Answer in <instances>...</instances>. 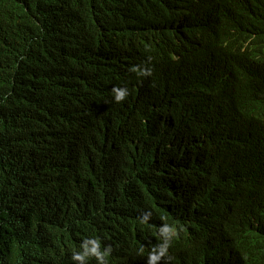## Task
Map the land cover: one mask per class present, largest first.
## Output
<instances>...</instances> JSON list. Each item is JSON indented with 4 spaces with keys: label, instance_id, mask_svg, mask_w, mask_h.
<instances>
[{
    "label": "trees",
    "instance_id": "1",
    "mask_svg": "<svg viewBox=\"0 0 264 264\" xmlns=\"http://www.w3.org/2000/svg\"><path fill=\"white\" fill-rule=\"evenodd\" d=\"M151 1L0 0V264H56L86 237L167 211L201 223L218 261L217 224L234 208L227 230L250 248L264 244V213L246 221L239 212L260 202L264 212V172L252 161L264 146L236 130L243 120L264 127V0H236L210 38L238 75L217 80L220 70L183 64L168 72L197 37L163 42L164 69L129 100L96 103L88 137L89 83L113 68L103 48L130 43L134 6ZM183 80L208 85L162 115L169 103L155 94ZM254 191L249 207L242 197ZM124 251L118 264H140L129 244Z\"/></svg>",
    "mask_w": 264,
    "mask_h": 264
},
{
    "label": "clouds",
    "instance_id": "2",
    "mask_svg": "<svg viewBox=\"0 0 264 264\" xmlns=\"http://www.w3.org/2000/svg\"><path fill=\"white\" fill-rule=\"evenodd\" d=\"M235 4L238 1L152 0L149 4L134 6L136 10L127 22L131 23L126 32L130 43L120 46L106 44L102 58L113 68L107 75L89 83L93 94L84 99L89 122L88 137L94 136L90 129L98 125L94 109L96 103L127 101L134 90H143L146 85L144 77L160 73L164 69L157 53L163 42L192 35L197 37L184 55L174 58L168 72L174 64H183L188 67L220 70L221 75L217 80L237 74L230 60L223 53L215 52L210 42V38L217 37L222 18L234 9ZM206 85L208 84L204 82L191 83L183 80L176 87L170 88V92L161 91L155 94L158 100L165 99L169 103L159 106L164 110L160 109L161 114L175 110L170 104L182 103L190 90H200L202 94L201 88ZM230 87L234 88L232 84ZM102 108L107 112L106 104ZM163 121H167V118L164 117ZM236 130L237 135L245 142L261 143L264 146L263 126L243 120ZM218 137L222 140L224 135ZM252 161L253 166L264 172V156ZM255 191L242 197L249 207ZM234 210L235 208L222 215V221L217 224L215 237L225 244L226 249L222 261L211 256L210 251L208 252L209 242L199 236L201 223L182 218V215L173 217L167 211L160 215L162 220L157 215L141 214L135 218L133 226L110 237H86L80 248L74 249L65 257H59L56 264H118V257H125L126 244L131 246L132 254L135 255L131 263L141 256L140 264H263L264 244L250 248L237 241L227 230L228 220ZM239 212L245 219L249 212L264 213L261 202L251 208V211Z\"/></svg>",
    "mask_w": 264,
    "mask_h": 264
}]
</instances>
